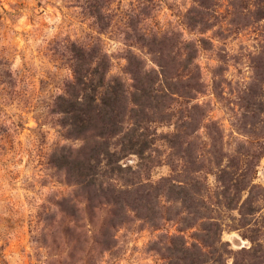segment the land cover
I'll list each match as a JSON object with an SVG mask.
<instances>
[{
    "label": "rangeland",
    "instance_id": "374dc122",
    "mask_svg": "<svg viewBox=\"0 0 264 264\" xmlns=\"http://www.w3.org/2000/svg\"><path fill=\"white\" fill-rule=\"evenodd\" d=\"M259 2L0 0V264H264Z\"/></svg>",
    "mask_w": 264,
    "mask_h": 264
},
{
    "label": "trees",
    "instance_id": "16d2710c",
    "mask_svg": "<svg viewBox=\"0 0 264 264\" xmlns=\"http://www.w3.org/2000/svg\"><path fill=\"white\" fill-rule=\"evenodd\" d=\"M259 5H263L264 6V0H260V2H259ZM264 8V7H263ZM157 34L158 33H156V31H155V33H154V36H157ZM141 36L143 37V38H146V37H148L147 35H145V34H141ZM104 57H105V55H103ZM101 61L103 62L104 60L101 58Z\"/></svg>",
    "mask_w": 264,
    "mask_h": 264
}]
</instances>
